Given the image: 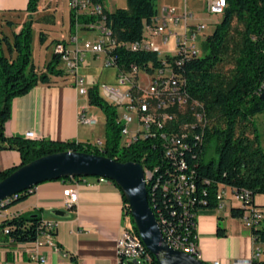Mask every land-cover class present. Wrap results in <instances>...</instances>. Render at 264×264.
I'll return each mask as SVG.
<instances>
[{
	"label": "trees",
	"instance_id": "1",
	"mask_svg": "<svg viewBox=\"0 0 264 264\" xmlns=\"http://www.w3.org/2000/svg\"><path fill=\"white\" fill-rule=\"evenodd\" d=\"M101 9L102 23L111 31V39L118 43L137 42L143 36L144 24L149 23L157 15V0H126V8L107 11L103 8L104 0H89ZM38 0H28L25 20L11 36L3 34L0 29V150L16 151L20 156V165L0 172V181L40 157L59 152H79L103 156L120 163H139L144 168L152 169L162 166L160 149L154 140H138L129 147H121L122 124L118 122L115 107L102 99L97 85L88 90V103L102 110L105 117V140L103 147L90 144L50 141H29L23 137H7L4 134L5 123L10 118L11 102L14 98L28 94L39 84H49L51 77H62L64 73L58 68L60 58L53 54L45 65L43 72L36 71L32 62L33 23L42 21L52 23V16L45 15L35 19ZM103 9V15H102ZM31 15V17H30ZM1 17V15H0ZM96 17L76 14L74 8L69 12V30L71 38L76 33L77 24H85ZM242 25L239 40L232 58L233 69L229 82L224 85L219 81L217 66L222 64L229 51V40L233 21ZM7 25H13L6 21ZM38 40L43 44L46 35L40 31ZM52 45H67L64 41H52ZM201 55L183 67L187 78V91L191 97L199 101L210 124L206 128L203 145L197 148L196 159L187 158L188 166L193 170L195 197L198 202L192 212L217 208L216 193L219 185L247 190L251 197L264 195V149L261 146V134L254 127V120L262 116L264 124V105L259 94L264 87V0H226V7L220 22L213 33L201 43ZM114 55L119 66L133 64L136 68L134 77L148 79L149 63L154 68L161 61L153 53H132L118 48ZM223 120L221 128L212 121ZM249 125L252 128V139L245 134ZM240 132L238 133V129ZM264 133V132H263ZM214 149L217 161L205 160L207 150ZM146 185L147 199L153 214L158 221L165 239H170V230L166 229V221L159 217L161 212L168 215L173 202L164 198L155 183L160 182L161 170L153 169ZM80 178V177H78ZM118 187V186H117ZM34 189L31 188L15 197L3 210L24 201ZM120 190V188L118 187ZM121 191V190H120ZM122 194V193H121ZM123 198L124 217L128 219L134 234L137 235L128 205ZM200 201L205 204L199 203ZM243 210L231 208L230 216L241 219ZM42 218L38 214L18 215L0 223V233L7 228L6 239L16 243H32L40 234ZM196 218L187 224L189 235H195ZM220 231V230H219ZM256 242L264 243V229H251ZM133 264V263H128ZM149 264H158L151 255Z\"/></svg>",
	"mask_w": 264,
	"mask_h": 264
},
{
	"label": "built area",
	"instance_id": "2",
	"mask_svg": "<svg viewBox=\"0 0 264 264\" xmlns=\"http://www.w3.org/2000/svg\"><path fill=\"white\" fill-rule=\"evenodd\" d=\"M97 6V4H94ZM94 6H87L84 0H70V7L76 14L95 16L96 19L85 24H77V29H83L90 34L79 44L77 36H73L69 49L66 45L54 46V54L58 55L64 64V75L71 77L72 83L79 94L87 95L88 90L97 85L99 95L108 104L115 107L118 113V122L122 124L121 147H129L138 140H154L160 149L162 166L152 169L143 168L144 175L153 169L161 170L160 182L155 183L156 190L169 202L171 208L168 215L161 212L159 217L166 221V229L170 230V239L165 241L174 250L199 259L196 244V235L191 238L187 224L196 218L197 212H192L193 206L198 202L195 197L193 170L187 163V158L196 159L197 148L203 145V137L208 127V119L203 105L193 99L187 91V78L183 67L201 55L199 39L204 41L206 25L198 23L187 34H174L168 30V24L176 26L181 19H187L188 13L179 14L174 6L165 7L149 23L144 24L143 36L137 42L118 43L115 38L106 40L100 26L101 16L94 13ZM226 7V0H210L208 11L212 14L222 15ZM174 36V49L171 55L162 57L163 49L168 44L169 37ZM161 38V43L157 38ZM118 48L132 53H153L161 61L159 67L154 68L151 63L145 66L148 70V79L140 80L134 77L133 64L119 66L114 52ZM86 56L101 59L105 68L115 70L114 84H94L85 86L84 78L79 69ZM264 87L262 88V91ZM261 91V92H262ZM79 122L86 126L97 123L94 117L81 115ZM132 125V129L130 126ZM25 140L35 141L37 137L33 132L23 135ZM104 142L96 141L92 146L103 147ZM225 196L228 200L242 209L241 221L248 229L257 228L263 219L261 211L253 204L251 194L247 190H238L233 187L219 185L216 193L217 208L221 209ZM16 196L0 203V216L3 208ZM64 204L68 211L73 210L78 201V194L74 188L63 191ZM199 203L205 204L200 201ZM127 223L128 219L125 217ZM55 223L42 220L40 234L37 239L28 244L27 254L31 263L45 264L46 259L41 253L43 247H51L58 251L53 241ZM8 234L7 228L3 230ZM256 246L249 260L234 264H264V243L256 242ZM11 241V240H10ZM16 243V242H13ZM21 244V243H19ZM116 255L120 264L135 262L136 264H149L151 254L144 247L138 235L134 234L130 225H127L116 242ZM212 264H219L215 261Z\"/></svg>",
	"mask_w": 264,
	"mask_h": 264
},
{
	"label": "crops",
	"instance_id": "3",
	"mask_svg": "<svg viewBox=\"0 0 264 264\" xmlns=\"http://www.w3.org/2000/svg\"><path fill=\"white\" fill-rule=\"evenodd\" d=\"M27 2L28 0H0V15L7 20L12 14L27 15ZM209 2L210 0H157V14L165 7L174 6L179 14L188 13L191 16L181 19L176 26L168 24V30L182 35L185 29L189 34L196 24L204 23V34L209 36L222 17L208 11ZM126 7V0H104L103 4L107 11ZM85 35L90 38L86 31ZM83 40L85 39L81 42ZM174 40V36L169 37L162 57L172 54L168 46H172ZM157 42L161 43L160 37ZM202 42L200 38L199 43ZM54 46H49L52 55ZM66 46L73 48L70 41ZM47 62L45 60L41 67L33 62L36 71H45ZM50 79L49 84H39L28 94L12 100L4 134L7 137H23L30 131L37 137L35 142H104L97 138L99 121L92 112L87 95L79 94L71 77L64 75ZM81 115L94 117L97 123L93 126L83 125L79 122ZM261 127V134L264 136V124ZM260 140L262 145L263 137ZM19 165L18 152L0 150V172ZM69 188H74L78 194L76 206L70 211L66 209L63 198V191ZM253 204L262 213L263 219L259 227L264 229V195H255ZM231 208L239 206L225 196L221 209L201 210L196 216V244L199 260L205 264L215 261L219 264H234L249 260L253 253L256 244L251 230L244 227L241 219L230 216ZM56 213L62 214L57 216ZM27 214H38L42 220L55 223L53 241L58 251L43 247L41 253L46 259L45 264H120L116 255V242L127 226V221L121 191L112 181L88 177L39 184L24 201L3 210L0 223ZM28 246L13 243L6 239L4 233H0V264H33L28 258Z\"/></svg>",
	"mask_w": 264,
	"mask_h": 264
},
{
	"label": "water",
	"instance_id": "4",
	"mask_svg": "<svg viewBox=\"0 0 264 264\" xmlns=\"http://www.w3.org/2000/svg\"><path fill=\"white\" fill-rule=\"evenodd\" d=\"M259 99L264 105V90ZM78 177L107 179L120 188L137 235L158 264H205L174 250L163 238L148 203L145 175L139 163H120L103 156L70 151L49 154L17 168L1 180L0 203L39 184Z\"/></svg>",
	"mask_w": 264,
	"mask_h": 264
},
{
	"label": "rangeland",
	"instance_id": "5",
	"mask_svg": "<svg viewBox=\"0 0 264 264\" xmlns=\"http://www.w3.org/2000/svg\"><path fill=\"white\" fill-rule=\"evenodd\" d=\"M37 11L36 14L33 15L35 19H40L45 15L52 16L53 22L46 23L42 21L34 22L33 25V39H32V62L36 66L41 67L44 64L45 60L48 62L52 58V49L49 47L52 45V41H64L69 43L71 40L70 30H69V12H70V0H38L37 2ZM9 20L0 17V29L3 34H7L11 36L13 30H19L20 24L25 20V14H12ZM9 21L13 25H7L5 22ZM242 29V25L235 20L232 23V29L230 33L229 40V51L225 57V60L222 64L217 66L216 72L219 75V81L226 85L230 77L232 75L233 62L232 58L235 54L236 44L239 40V31ZM40 31L46 35V40L43 44H40L38 40V36ZM85 30L77 29L76 36L79 39V44H81V40L84 38H88V35H85ZM171 49L172 52L175 51L174 44L168 46V49ZM47 62V63H48ZM59 69L64 70V64L60 61L58 65ZM79 74L84 78L85 86H92L94 84H114V75L115 70L112 68H105L101 59H93L89 56H86L85 61L82 62L81 67L79 69ZM68 77V76H67ZM92 112L94 116L97 117L99 124L97 126V138L101 140H105V117L104 113L101 109L97 107H92ZM211 120H208V125ZM215 125L219 127H223V120L215 118L212 121ZM263 124L262 116H258L254 120V127L261 134V126ZM132 129V125L130 126ZM238 129V133L240 132ZM245 134L249 139H252V128L247 125L245 130ZM264 136L261 134V138ZM262 140V148L264 149V141ZM205 160H213L217 161V154L214 149L207 150L205 153ZM130 225V223H127ZM131 226V225H130ZM124 264H128L126 261Z\"/></svg>",
	"mask_w": 264,
	"mask_h": 264
},
{
	"label": "bare ground",
	"instance_id": "6",
	"mask_svg": "<svg viewBox=\"0 0 264 264\" xmlns=\"http://www.w3.org/2000/svg\"><path fill=\"white\" fill-rule=\"evenodd\" d=\"M84 2H85V4L87 6H92V4H91V2L89 0H84ZM94 13H96L97 15H100L101 14V9L98 7V5L97 6H94ZM100 26H101V31H102V34H103L104 38L106 40H112L111 39V31L102 23V17L100 18ZM133 71H134V74H136V71H137L136 68H134ZM140 80H147V79H141V77H140ZM150 172H148L145 175L146 185L148 184L149 180L152 177V175L150 174ZM157 223H158V221H157ZM158 225H159V223H158ZM159 227H160V225H159ZM160 229H161V227H160ZM161 232H162V229H161ZM162 235H163V232H162ZM163 238L165 239L164 235H163Z\"/></svg>",
	"mask_w": 264,
	"mask_h": 264
}]
</instances>
